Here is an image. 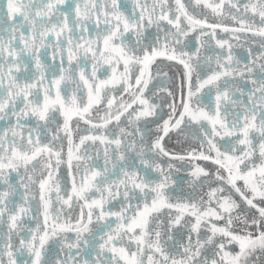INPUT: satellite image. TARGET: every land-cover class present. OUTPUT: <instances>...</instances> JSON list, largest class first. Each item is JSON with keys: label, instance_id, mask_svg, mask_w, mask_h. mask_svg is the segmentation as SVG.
I'll use <instances>...</instances> for the list:
<instances>
[{"label": "snow or ice", "instance_id": "obj_1", "mask_svg": "<svg viewBox=\"0 0 264 264\" xmlns=\"http://www.w3.org/2000/svg\"><path fill=\"white\" fill-rule=\"evenodd\" d=\"M0 264H264V0H0Z\"/></svg>", "mask_w": 264, "mask_h": 264}]
</instances>
